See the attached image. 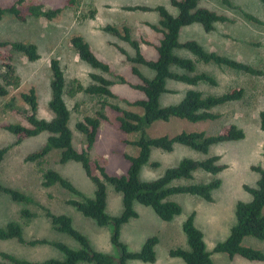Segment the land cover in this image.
Returning <instances> with one entry per match:
<instances>
[{
  "label": "rangeland",
  "instance_id": "1",
  "mask_svg": "<svg viewBox=\"0 0 264 264\" xmlns=\"http://www.w3.org/2000/svg\"><path fill=\"white\" fill-rule=\"evenodd\" d=\"M231 2L255 15L261 22L248 20L240 9L227 7L220 0H201L199 6L225 13L235 21L218 22L211 32H207L200 23L184 26L180 31L179 41L195 40L208 50L264 69V2L262 0H231ZM37 3H42L45 9L62 8V11L51 20L35 15H29L22 20L10 13L0 19V41L32 43L37 46L39 54L36 60H29L22 53L14 52L13 63L19 84L12 87L7 96L0 99V147L12 145L5 159L0 163V182L25 191L35 199V202H16L8 195L0 193V226L6 225L11 220H17L24 227L26 240L47 238L63 241L76 249L80 248L79 242L53 227L51 220L45 215V210L38 205L40 203L54 213L71 215L74 225L88 236L95 249L117 255L119 252L111 241L110 226H100L67 203L69 199L78 197L77 195L59 184L48 188L41 184L43 171L55 168L63 177L72 181L85 196L93 197L95 185L86 175L82 164L76 161L60 163L59 150L50 153L40 165L26 162L25 156L42 147L49 133L43 132L17 143L16 136L7 132L3 125L25 120L22 114L13 113L7 107V103L13 102L29 109L22 99V93H28L34 88L39 102L38 116L51 119L54 115L49 107L53 77L51 60L59 59L67 83L65 99L71 110L69 125L73 130L78 149L86 148V137L77 129L76 123L87 115H95L100 109L101 101L116 103L140 113L143 110L125 101L144 97L142 92L119 82L117 78V75H123L132 83L141 82L132 72L134 64L120 53L115 43L126 48L131 55L134 54V50L127 42L115 36L114 32L107 31L106 27L128 26L133 38L140 40L144 37L158 43L162 33L151 25H160V14L152 9L134 10L127 6L165 5L174 15L178 11L171 6L169 0H79L74 6L69 5L67 0H0V5L3 7L17 5L23 8ZM75 35L83 36L94 53L110 64V73L95 69L80 59L71 43ZM142 49L147 57L151 59L157 57L154 47L142 43ZM176 53L194 59L197 65L196 72L206 71L213 75L218 83L216 85L199 83L190 86L168 80L167 88L171 91L162 94L160 99L162 106L179 103L189 88H195L204 94L219 95L233 87L242 86L245 94L239 101L215 108L221 116L214 121L195 123L174 117L169 121L153 123L148 129L149 134L173 136L182 131L198 130L215 134L226 124L235 123L245 130L246 136L238 141L213 145L208 154L183 145H176L171 152L153 150L150 163L140 172L143 180L160 177L168 167L177 165L185 157L203 159L219 154L220 161L228 167L217 175L222 179V184L214 191V202H208L195 195H172L170 199L179 202L183 211L171 221L159 218L151 207L135 203L139 216L122 227L121 240L131 251L140 250L146 238L152 235H158L160 242L156 246L155 262L132 260L130 264H185L183 259L170 256L169 252L178 247L188 248L183 223L193 211H196L195 222L204 233L207 249L212 251L218 242L229 236L236 219L237 202L251 199V195L244 190V185L256 186L259 179V174L252 170V165H260L264 168V131L260 129L259 124V114L264 110V75H250L213 63H203L186 49H177ZM137 66L148 78L154 77L155 73L152 69L140 64ZM93 72L103 74L115 81L112 90L118 98L99 97L78 90L79 84L88 86L92 83ZM105 113L108 119L102 121L96 142L90 151L93 167L95 169L96 162H99L110 174L126 173L130 162L125 154H138V148L127 141L136 139L137 134H127L120 129L117 121L118 112L111 107L107 106ZM152 162H158L159 166H154ZM213 178L212 174L198 170L195 171L193 179H180L174 184L207 182ZM24 208L33 211L36 216L23 217L21 211ZM107 211L111 215H119L123 211L122 195L111 185H108ZM243 244L264 250V240L255 237L244 238ZM0 250L33 261H44L51 257L63 258V253L50 244L31 246L16 240H0ZM212 258L214 264H264L261 261L247 260L239 255L231 257L225 253H213ZM2 261L0 256V262Z\"/></svg>",
  "mask_w": 264,
  "mask_h": 264
},
{
  "label": "trees",
  "instance_id": "2",
  "mask_svg": "<svg viewBox=\"0 0 264 264\" xmlns=\"http://www.w3.org/2000/svg\"><path fill=\"white\" fill-rule=\"evenodd\" d=\"M201 0H169L178 12L174 15L165 5L149 7L145 5L127 6L129 9L156 10L160 16V25H151L155 30L162 33L159 42H153L142 37L140 40L132 37L130 28L123 26H107L106 30L114 32L115 36L127 42L134 54L131 55L126 48L115 43L117 49L128 61L132 62V72L141 82L132 83L123 75H117L119 82L130 85L133 89L142 92L144 97L134 101L125 100L129 105L141 107L142 113L128 110L119 104L106 100L101 101L100 109L95 115H87L83 120L76 123L77 129L86 137V148L80 150L75 144L73 130L69 123L71 110L66 102V77L61 62L57 58L51 60L53 77L51 81V99L49 107L53 112L51 119L38 116V98L34 88L28 93H22V99L29 109L7 103V107L13 113L22 114L24 122L4 124L3 128L16 136L17 143L30 137L48 132L46 143L39 149L25 156L26 162L40 165L47 156L55 150L61 152L60 163L76 161L82 164L86 175L95 185L93 197L85 196L77 186L69 179L63 177L55 168H48L42 174V186L52 187L56 184L77 195L67 201L85 217L94 220L100 226H110L111 241L118 249V254L107 253L93 247L88 236L74 225L71 215L54 213L45 205H38L45 210V215L51 220L53 227L71 236L79 242L80 248L76 249L63 241H53L47 238L26 240L24 227L17 220H11L6 225L0 226V240H16L22 244L31 246L50 244L63 253V258H47L44 261H33L16 256L13 253L0 250L3 259L0 264H130L132 260L153 263L156 261V246L160 242L158 235L146 238L138 251H131L127 244L121 240V229L130 220L139 216L135 203L151 207L154 212L164 221H171L183 211L182 205L170 199L172 195L188 194L203 198L208 202H214V191L220 188L222 179L217 175L228 167L222 163L221 155L213 154L203 159L192 157L183 158L177 165L168 167L165 172L153 180H143L140 177L142 168L151 161L154 149L171 152L176 145L187 146L195 151L208 154L211 147L216 144L244 139L246 132L235 123L223 126L217 133L209 134L207 131H182L176 135L152 136L148 129L156 121H169L171 118L185 119L190 122L214 121L221 114L215 111L218 106L239 101L245 94L242 86L233 87L228 91L215 95L204 94L195 88H189L184 98L179 103L161 105L162 94L171 91L167 88L168 80H175L196 86L199 83L216 85L217 79L210 73L196 72V61L176 53L177 49H186L195 55L203 63H213L228 67L233 70L248 73L250 75H264V69L258 68L248 62L240 61L216 51L206 49L195 40L179 41L180 31L184 26L200 23L207 32L215 29L218 22H234L231 16L216 10L201 7ZM222 4L230 8H238L243 15L251 21L260 23L261 20L255 15L248 13L233 5L231 0H220ZM79 0H67L71 6ZM264 2V0H262ZM62 8L45 9L42 3L26 5L23 8L17 5L3 7L0 5V19L10 13L24 20L29 15L53 19ZM71 43L80 59L95 69L110 73L111 66L108 62L99 58L91 48V45L81 35H75ZM142 43L156 49L157 57H147L142 49ZM20 52L29 60L39 57L37 46L32 43L20 41H0V99L9 94L12 87L19 84V77L15 74L14 52ZM138 64L144 65L154 71V77L148 78L142 73ZM174 67L176 69H174ZM2 69H4L2 71ZM92 83L88 86L79 84L78 90L88 94L118 98L112 90L114 80L103 74L91 73ZM109 106L118 112L117 121L120 129L127 134H137L134 140L127 143L138 148L137 155L125 154L130 166L126 173L110 174L104 165L96 162L94 169L90 157V151L96 142L99 128L103 120H107L105 108ZM260 129L264 131V110L259 114ZM12 145L0 147V163L3 162ZM159 166L158 162H152ZM96 170V171H95ZM204 171L214 176L207 182L174 184L180 179H193L195 171ZM252 170L259 174L256 186L244 185V190L251 195L249 201H238L235 210V222L231 227L229 236L216 244L212 251L207 249L204 233L196 224V211H193L183 223V230L187 236L188 248L178 247L171 249L170 256L179 257L185 264H214L213 253H225L233 257L239 255L247 260L264 262V250L244 245L246 237H255L264 240V168L260 165H252ZM108 185H111L122 195L123 211L119 215H111L107 211ZM0 193L8 195L13 201L33 203L35 199L25 191L5 185L0 182ZM25 218H32L36 214L28 208L21 211Z\"/></svg>",
  "mask_w": 264,
  "mask_h": 264
},
{
  "label": "crops",
  "instance_id": "3",
  "mask_svg": "<svg viewBox=\"0 0 264 264\" xmlns=\"http://www.w3.org/2000/svg\"><path fill=\"white\" fill-rule=\"evenodd\" d=\"M156 50V49H155ZM156 55V54H155Z\"/></svg>",
  "mask_w": 264,
  "mask_h": 264
}]
</instances>
